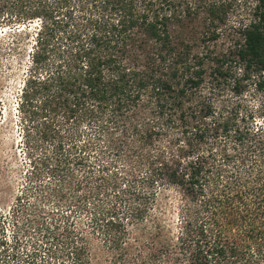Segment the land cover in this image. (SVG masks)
<instances>
[{
  "label": "trees",
  "instance_id": "1",
  "mask_svg": "<svg viewBox=\"0 0 264 264\" xmlns=\"http://www.w3.org/2000/svg\"><path fill=\"white\" fill-rule=\"evenodd\" d=\"M6 26L34 39L17 109L28 143L56 144L38 175L85 202L114 192L91 219L112 263L264 264V128L231 99L264 92V0H0ZM161 186L183 198L165 239L141 231ZM62 248L91 261L89 243Z\"/></svg>",
  "mask_w": 264,
  "mask_h": 264
},
{
  "label": "rangeland",
  "instance_id": "2",
  "mask_svg": "<svg viewBox=\"0 0 264 264\" xmlns=\"http://www.w3.org/2000/svg\"><path fill=\"white\" fill-rule=\"evenodd\" d=\"M35 26L26 31L30 32L31 37ZM23 38L17 37L7 26L0 28V236H4L8 243L7 251L0 246V264H21L19 261L27 254H33L37 263L42 259H48L49 264L69 263L71 260L62 247L64 242L72 240L91 244V261L88 264H114L106 236L97 233L91 221L94 204L103 201V206H110L116 200L114 192L97 199L91 196L85 202L68 186L61 193L55 192V187L59 188L60 183L51 174L44 172L38 175V171L43 170L40 164L42 157L45 154L54 155L56 144L51 141L35 143L33 140L28 143L20 121L17 103L29 64V49L34 40ZM231 99L233 104H242V113L253 111L254 117L247 120L251 127L264 128L263 91H258L252 84L241 96ZM84 138L80 139L83 141ZM98 153H84L89 163L87 167L76 170L75 174L90 171L89 164L94 165L98 173L100 162L95 159ZM110 157L106 160H110ZM119 163L114 170L122 166V162ZM160 188L157 202L152 206L151 213L146 215V225L141 227V231L144 232L146 228L147 231L159 232L165 239L163 236L175 237L180 231L183 198L177 189L167 186ZM152 215L157 219L154 220ZM128 224L132 226V222ZM66 225L73 231L72 239L66 238ZM82 233L86 235L85 241L79 239ZM126 240L131 241L132 235ZM141 241L146 245L151 242L149 239ZM142 242L140 246L144 245Z\"/></svg>",
  "mask_w": 264,
  "mask_h": 264
}]
</instances>
